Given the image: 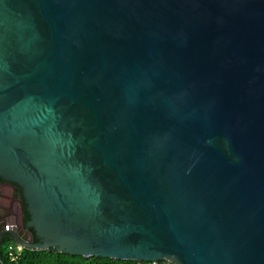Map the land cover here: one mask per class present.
<instances>
[{
  "label": "water",
  "instance_id": "water-1",
  "mask_svg": "<svg viewBox=\"0 0 264 264\" xmlns=\"http://www.w3.org/2000/svg\"><path fill=\"white\" fill-rule=\"evenodd\" d=\"M0 179L26 249L264 264V0H0Z\"/></svg>",
  "mask_w": 264,
  "mask_h": 264
},
{
  "label": "flooded vegetation",
  "instance_id": "flooded-vegetation-1",
  "mask_svg": "<svg viewBox=\"0 0 264 264\" xmlns=\"http://www.w3.org/2000/svg\"><path fill=\"white\" fill-rule=\"evenodd\" d=\"M26 212V204L23 210L19 203L16 185L0 179V218L9 217L14 219L18 227L16 232L19 233L20 236L25 237L26 240L35 242L38 237L34 230L28 228L26 225L30 219V214ZM12 230V225L8 228V231H6L5 226L3 229L0 221V264H6V246L9 242L13 241L11 239Z\"/></svg>",
  "mask_w": 264,
  "mask_h": 264
},
{
  "label": "trees",
  "instance_id": "trees-1",
  "mask_svg": "<svg viewBox=\"0 0 264 264\" xmlns=\"http://www.w3.org/2000/svg\"><path fill=\"white\" fill-rule=\"evenodd\" d=\"M27 207V205H26ZM28 214V212H27ZM35 232V231H34ZM39 241L36 238L35 242ZM6 264H137L135 260L118 259L101 256H82L57 252L50 250H31L22 249L15 259H11L6 251ZM142 264H152L149 261H143Z\"/></svg>",
  "mask_w": 264,
  "mask_h": 264
},
{
  "label": "built area",
  "instance_id": "built-area-1",
  "mask_svg": "<svg viewBox=\"0 0 264 264\" xmlns=\"http://www.w3.org/2000/svg\"><path fill=\"white\" fill-rule=\"evenodd\" d=\"M11 226V224H8L6 227V231H8V228ZM24 249L23 246L20 244L15 243L14 241L9 242V244L6 246V250L8 252V255L11 259H15L17 254ZM143 261H137V264H142ZM152 264H177L176 262L170 260V259H162V260H152L150 261Z\"/></svg>",
  "mask_w": 264,
  "mask_h": 264
}]
</instances>
